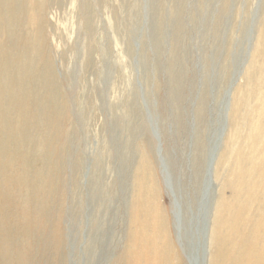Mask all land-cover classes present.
<instances>
[{"label":"rangeland","instance_id":"rangeland-1","mask_svg":"<svg viewBox=\"0 0 264 264\" xmlns=\"http://www.w3.org/2000/svg\"><path fill=\"white\" fill-rule=\"evenodd\" d=\"M21 23L43 60L28 89L0 74V264H110L114 238L121 264L147 201L170 264H212L259 121L264 0H36Z\"/></svg>","mask_w":264,"mask_h":264},{"label":"bare ground","instance_id":"bare-ground-1","mask_svg":"<svg viewBox=\"0 0 264 264\" xmlns=\"http://www.w3.org/2000/svg\"><path fill=\"white\" fill-rule=\"evenodd\" d=\"M35 4L36 0H30L29 9L23 4V0H0V74L5 73L17 88L28 89L32 83H35L38 66L43 60L42 54L35 46L33 36L19 31L20 25L24 28V24L21 23L22 18L30 14ZM34 20L35 18L32 17L31 24ZM262 83L264 81L257 84L255 95L259 101V121L248 125L252 128V133L248 136L246 133L243 140L245 142L251 140V143L245 146L243 154L238 156L241 163L236 168L237 176L228 182L240 195H244L235 203L241 206L231 223L235 231L228 233L227 239L224 235V242L220 245L222 254L214 256L212 264H264V84ZM249 86H254L251 80ZM9 96L10 105L14 109L18 98L12 94ZM5 99H7L5 86L0 82V103L3 105L0 119L3 116L4 120L9 111ZM243 150L244 147L240 152ZM8 151V148L0 147V189L9 190L5 175L10 160L2 163V156L8 154ZM19 153L20 150L16 149L11 156L17 158L16 155ZM27 163L26 157L24 160L18 157L13 173L17 168L25 167ZM140 173H142L141 164L138 165L135 174L138 176ZM151 203L147 201L133 206V225L129 230L126 251L122 257L124 260H121V264H170L163 253L164 245L160 242L157 217L154 211L146 213L150 210ZM111 224L114 222L111 221ZM217 227L218 230L221 229L219 225ZM118 240L111 239L110 253L107 257L110 264H120L116 252Z\"/></svg>","mask_w":264,"mask_h":264}]
</instances>
